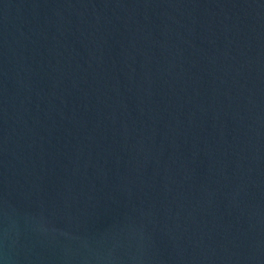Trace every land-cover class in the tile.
<instances>
[{"label": "water", "instance_id": "obj_1", "mask_svg": "<svg viewBox=\"0 0 264 264\" xmlns=\"http://www.w3.org/2000/svg\"><path fill=\"white\" fill-rule=\"evenodd\" d=\"M0 264H264V0H0Z\"/></svg>", "mask_w": 264, "mask_h": 264}]
</instances>
